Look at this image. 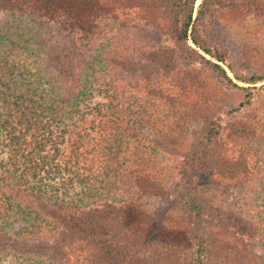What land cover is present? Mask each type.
Masks as SVG:
<instances>
[{
	"label": "trees",
	"instance_id": "16d2710c",
	"mask_svg": "<svg viewBox=\"0 0 264 264\" xmlns=\"http://www.w3.org/2000/svg\"><path fill=\"white\" fill-rule=\"evenodd\" d=\"M197 1L173 0L169 28L176 48L209 64L223 85L250 91L246 104H251V90L264 89V83L243 87L233 81L220 64L226 54L199 34V15L208 0L194 18ZM102 5V0H0V12L10 17L0 22V264H70L77 252H89L92 261L86 264H151L153 259L264 264V177L255 193L257 217L222 209L197 192L194 182L207 171L242 177L253 172L246 162L237 167L228 158V165L221 161L216 147L222 131L207 119L185 159L178 197L195 218L237 236L242 247H215L214 234L198 231H192L189 245L179 247L126 222L132 192L164 196L152 165L157 137L148 131L161 105L178 100L175 87L191 94V78L186 71L167 88L146 75L144 58L106 44L96 49ZM51 25L64 35L55 36ZM161 48L145 59L172 74L176 54ZM134 61H141L138 68ZM233 74L252 85L264 82V73ZM256 131L243 123L232 127L230 136L247 139ZM247 238L259 249H246ZM36 241L42 244L33 245Z\"/></svg>",
	"mask_w": 264,
	"mask_h": 264
},
{
	"label": "rangeland",
	"instance_id": "374dc122",
	"mask_svg": "<svg viewBox=\"0 0 264 264\" xmlns=\"http://www.w3.org/2000/svg\"><path fill=\"white\" fill-rule=\"evenodd\" d=\"M201 2L202 0H198L195 4L194 18L198 17ZM102 3L101 28L97 35L96 49H101L100 45L106 44L112 51L144 58L141 67L146 75L167 88L178 76H184V72L191 73H188L191 78V94L181 87H175L172 95L178 100L171 106L164 107L165 109L163 105L159 106L161 109L156 125L151 124V129L148 127V133H154L157 137L154 141L157 148L153 151L152 165L155 166L157 182L166 189L164 196L147 194L139 197V193L132 192L134 200L125 211L126 222L130 227L145 230L179 247L189 245L192 231H198L205 237L214 234L215 247L229 243L232 247L241 248L237 236L225 235L209 219L195 218L188 211L183 200L178 197L182 183L181 170L196 144L195 136L207 126L206 119L216 123L217 128L222 131L219 146L216 147L221 154L218 155L221 161L228 165V158L237 167L246 162L253 172L242 177L207 171L194 182L197 192L222 209L241 211L249 217H257L258 211L254 208L255 193L264 177V89L251 90L253 98L248 105L246 101L250 98L247 95L250 91L223 85L209 64L202 62L200 57L194 60L180 54L169 28L174 19L173 0H120L119 3L118 0H102ZM199 16L200 36L208 40L215 51L226 54V62L219 63L233 81L243 87H261L264 82L255 85L241 82L235 78L233 71L245 76L264 73V0H255L252 5L248 4V0H208ZM6 20H10L9 15L0 12V22ZM51 26L55 30V36L61 38L64 35L59 33L56 25ZM189 44L195 47L191 39ZM158 47H163L161 51L165 50L172 56L176 54L177 60L173 63L175 71L172 74L158 69V65L145 59L154 48L158 50ZM171 47L175 48L174 53ZM196 49L207 59L218 62L202 50ZM134 62H137L138 68L141 61ZM118 71L121 72L122 69L118 68ZM125 75L129 74L125 72ZM243 123L256 129L257 136L247 139L230 136L232 127L240 128ZM32 244L42 243L36 241ZM244 244L246 249H259L254 238H247ZM76 254L78 255L71 256L70 264L92 261L89 252ZM151 262L159 264L154 259Z\"/></svg>",
	"mask_w": 264,
	"mask_h": 264
}]
</instances>
